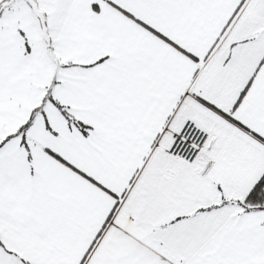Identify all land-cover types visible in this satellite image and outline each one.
<instances>
[{"label": "snow or ice", "instance_id": "1", "mask_svg": "<svg viewBox=\"0 0 264 264\" xmlns=\"http://www.w3.org/2000/svg\"><path fill=\"white\" fill-rule=\"evenodd\" d=\"M0 264H264V0H0Z\"/></svg>", "mask_w": 264, "mask_h": 264}]
</instances>
